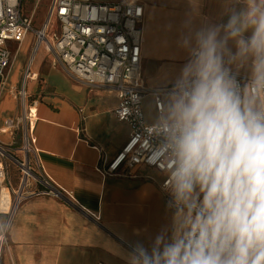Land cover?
Listing matches in <instances>:
<instances>
[{
    "label": "clouds",
    "instance_id": "1",
    "mask_svg": "<svg viewBox=\"0 0 264 264\" xmlns=\"http://www.w3.org/2000/svg\"><path fill=\"white\" fill-rule=\"evenodd\" d=\"M188 4L184 62L153 92L139 134L165 177L168 222L122 256L264 264V0H219L218 21L201 20L203 0Z\"/></svg>",
    "mask_w": 264,
    "mask_h": 264
},
{
    "label": "crops",
    "instance_id": "2",
    "mask_svg": "<svg viewBox=\"0 0 264 264\" xmlns=\"http://www.w3.org/2000/svg\"><path fill=\"white\" fill-rule=\"evenodd\" d=\"M138 1L144 10L142 81L156 90L184 62L177 39L189 4L188 0ZM219 8V0H203L201 20L218 21ZM30 57L20 63L12 80H7L9 69L0 80V143L17 158L24 156L17 85ZM51 59L50 53L41 51L30 68L35 76L25 85L26 103L33 111L36 108L29 156L33 169L46 174L61 197L30 194L20 201L8 224L2 262L125 264L122 253L131 244H150L168 222V195L161 189L164 176L148 166L127 175L104 172L130 133L128 123L114 115L117 92L107 85L79 82ZM152 98V93L143 98L144 117ZM33 187L42 184L35 182Z\"/></svg>",
    "mask_w": 264,
    "mask_h": 264
},
{
    "label": "built area",
    "instance_id": "3",
    "mask_svg": "<svg viewBox=\"0 0 264 264\" xmlns=\"http://www.w3.org/2000/svg\"><path fill=\"white\" fill-rule=\"evenodd\" d=\"M143 17V5L138 0H119L112 3L51 0L42 27L36 29L31 19L23 13L22 0H0L1 79L5 78L13 59L11 44H19L33 32L32 53H36L42 46L52 55L51 63H60L75 80L87 85H107L116 90L118 103L114 108V115L118 120L128 123L130 133L123 146L104 168L107 174L127 175L139 166L159 170L148 162V153L139 142L144 118L143 98L155 91L146 88L142 81L140 25ZM33 60L30 57L25 67L22 75L23 90L20 92L23 103L18 121L24 130L21 145L24 156H11L0 143V151L4 152H0V156L9 154L22 171L20 185L15 190L18 204L30 194L61 197V191L54 186L52 180L46 174H39L33 169L29 156L33 141L31 124L36 108L33 111L32 105L25 101V85L34 77L30 69ZM26 141L29 148L25 147ZM1 157L0 173L3 174L4 181L5 169ZM35 182H40L42 187H33ZM7 228L8 226L3 227L0 223V264L2 250L7 245Z\"/></svg>",
    "mask_w": 264,
    "mask_h": 264
},
{
    "label": "rangeland",
    "instance_id": "4",
    "mask_svg": "<svg viewBox=\"0 0 264 264\" xmlns=\"http://www.w3.org/2000/svg\"><path fill=\"white\" fill-rule=\"evenodd\" d=\"M49 2H50V0H22L23 13L31 19L32 25L34 26V28L40 29L42 27ZM33 41H34V34H33V32H30L26 36L24 41L20 42L19 44L14 43V42L11 44L10 49H11L12 54H13V59L11 61L10 67H9L7 80H12L13 77L18 72V69H20V63L25 62L26 58L28 59L31 56ZM43 50L44 49L41 46L37 50L35 57H37V55ZM0 80H1V78H0ZM27 86H28V84H27ZM17 90H19V93L22 92V90H23L22 78L18 82ZM19 96H20L19 102L21 105L23 103V100H22L21 95H19ZM25 101L27 102L28 100H25ZM18 117H20V116H18ZM23 131L24 130H23V125H22L20 128V140H19L20 143L21 142L23 143ZM2 146H5V145L2 144ZM7 153L11 154L8 150H7ZM9 154L5 153L3 157L0 156L2 158L3 166L5 169V178H4L3 184L8 186L12 198L15 199V195H16L15 190L20 185V180H21L20 178L22 176V171L17 166L16 162H14V160L10 157ZM9 182H10V184H9ZM10 219H11L10 214L0 212V223L3 227L8 226ZM4 252H5V247L2 250L1 264H3L2 261H3Z\"/></svg>",
    "mask_w": 264,
    "mask_h": 264
},
{
    "label": "bare ground",
    "instance_id": "5",
    "mask_svg": "<svg viewBox=\"0 0 264 264\" xmlns=\"http://www.w3.org/2000/svg\"><path fill=\"white\" fill-rule=\"evenodd\" d=\"M36 53L35 52L32 53L31 60L34 59V56L36 55ZM34 76H35V74H34ZM25 147L29 148L27 141L25 142ZM0 150H1V148H0ZM0 152L4 153L3 151H0ZM0 165H1V163H0ZM25 171L28 172L27 170H25ZM0 181H1V185H0V212L8 213V214H10V217H11L13 212L15 211V209L17 207L18 198L16 197V199L14 200L11 196L9 188L3 184V174L2 173H0Z\"/></svg>",
    "mask_w": 264,
    "mask_h": 264
}]
</instances>
